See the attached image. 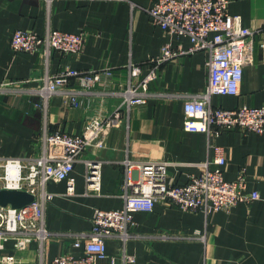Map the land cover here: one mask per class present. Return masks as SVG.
<instances>
[{
	"label": "crops",
	"instance_id": "obj_1",
	"mask_svg": "<svg viewBox=\"0 0 264 264\" xmlns=\"http://www.w3.org/2000/svg\"><path fill=\"white\" fill-rule=\"evenodd\" d=\"M154 0H0V83L29 79L21 85L38 87L42 77L70 67L77 70L109 68L111 76L89 93L79 89L77 106L59 95L0 94V157L25 158L42 152L45 132L78 134L90 116H105L121 102L119 93L136 85L150 69L147 59L157 56L163 45L187 48L189 39L170 34L151 23L144 9ZM227 11L241 17L252 29L264 21V0H228ZM16 29L44 35L49 29L81 32L83 49L78 55L51 52L45 60L39 51L15 52L9 39ZM253 60L243 68L235 95H212L211 104L224 108L264 103V31L256 34ZM206 54H184L163 62L148 81L153 95L146 103L132 105L108 135L102 149L88 147L74 165L72 193L67 181H49L52 194L43 211L44 226L52 234L38 251L33 240L17 248L12 240L0 248V258L14 257V264H51L58 255H79L73 247L74 233L89 231L96 208L123 206L125 178L123 159L134 163L166 161L167 180L183 184L213 159V145L223 147L225 180L244 170L247 190L258 199L238 202L228 211H184L156 202L149 212L132 213L130 228L136 237L106 240V253L114 264H264V133L222 131L218 135L182 129L183 100L172 96L202 91L208 81ZM129 63L141 73L130 76ZM99 159L98 191L87 189L82 159ZM136 173V171H134ZM204 235L200 239L197 235ZM164 235V236H162ZM124 255L132 257L128 260ZM1 264V263H0Z\"/></svg>",
	"mask_w": 264,
	"mask_h": 264
},
{
	"label": "built area",
	"instance_id": "obj_2",
	"mask_svg": "<svg viewBox=\"0 0 264 264\" xmlns=\"http://www.w3.org/2000/svg\"><path fill=\"white\" fill-rule=\"evenodd\" d=\"M227 4L228 0H154L144 9L151 23L167 33L187 37L190 45L187 48L163 45L157 56L147 59L150 65L147 74L136 85L129 84L119 92L122 96L120 104L105 116L88 117L80 133L45 132L40 154L25 158L0 157V189L23 190L33 196L24 207L0 206V248L7 240H12L17 248H26L35 240L38 251H41L43 241L52 234L43 221L44 206L52 200V194L45 188L46 183L67 181V194L72 193V172L79 155L88 147L104 148L108 135L119 125L126 111L132 105L146 103L154 94L148 91V81L156 76L157 68L165 61L184 54H206L208 81L205 88L196 93L172 95L183 100V130L212 135L231 130L264 133V103L224 108L214 106L210 101L212 95L237 93L243 68L253 60L256 34L264 31V21L259 28L244 26L239 15L228 13ZM83 44L81 32L59 29H49L44 35L16 29L9 39L13 51H39L45 60L53 51L78 55ZM259 45L263 47L264 41ZM128 68L130 76L141 73L139 64L129 63ZM111 74L109 68L77 70L65 67L55 74H46L42 77V84L34 88L21 85L29 79L2 81L0 94L25 92L44 99L59 95L77 106L79 89L72 87L71 83L75 82L89 93L92 87L105 82ZM212 149L213 159L201 163L199 173L190 175L183 184L167 180L166 161L134 163L128 158L123 159V206L118 209L96 208L90 230L73 234V247L81 249L82 253L55 256L51 264H114L115 257L106 253V240L118 238L125 241L136 237L130 231L134 225L132 213L149 212L156 202H165L187 212H212L228 211L238 202L249 203L258 199L256 190L246 188L244 170H239L232 180L224 179V149L220 145H213ZM81 161L85 166L87 189L98 191L102 161L89 157ZM197 236L204 239L202 234ZM124 257L132 260V257ZM0 263L14 264V257L3 256Z\"/></svg>",
	"mask_w": 264,
	"mask_h": 264
},
{
	"label": "water",
	"instance_id": "obj_3",
	"mask_svg": "<svg viewBox=\"0 0 264 264\" xmlns=\"http://www.w3.org/2000/svg\"><path fill=\"white\" fill-rule=\"evenodd\" d=\"M33 196L23 190L0 189V206L10 205L13 208H20L28 205Z\"/></svg>",
	"mask_w": 264,
	"mask_h": 264
}]
</instances>
